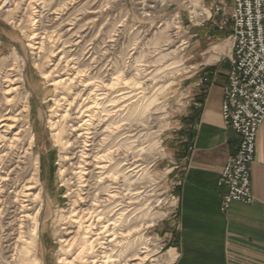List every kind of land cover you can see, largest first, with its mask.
Instances as JSON below:
<instances>
[{
  "label": "rangeland",
  "instance_id": "1",
  "mask_svg": "<svg viewBox=\"0 0 264 264\" xmlns=\"http://www.w3.org/2000/svg\"><path fill=\"white\" fill-rule=\"evenodd\" d=\"M229 8L230 0H0V83L14 68L21 79L0 115L27 101L29 136H34L27 162L22 155L27 138L22 146H0L5 180L0 181V264H65L87 240L72 246L60 242L76 231L67 217L78 194L75 171L60 174L68 168L62 158L65 141L58 134L61 122L56 125L61 107L54 103V75L43 76L60 55L105 85L117 78L124 95L125 186L106 181L90 189L105 199L104 193L112 197L123 188L122 206L97 209L115 223L113 240L100 235L94 242L98 263L84 251L73 264H100L106 258L130 264L142 251L148 254L142 264L162 263L178 237L184 158L193 148L197 112L205 104L196 94L202 89L204 97L208 90L197 84L205 76H227L229 69ZM34 172L41 198L21 206L14 192ZM140 225L141 231L124 236Z\"/></svg>",
  "mask_w": 264,
  "mask_h": 264
},
{
  "label": "bare ground",
  "instance_id": "2",
  "mask_svg": "<svg viewBox=\"0 0 264 264\" xmlns=\"http://www.w3.org/2000/svg\"><path fill=\"white\" fill-rule=\"evenodd\" d=\"M32 39L33 37L30 40ZM53 58L56 59L57 56ZM55 59L53 60V68L49 73H43V76L48 78L49 74L51 76L54 75L51 85L58 92L54 103L57 107H61L56 125L61 122L58 134L65 141L62 147V150H64L62 158L64 167L67 164L68 168L61 170L60 174L65 176L67 171H75V174L71 173V175L73 179H77L78 187L77 200L74 203L75 207L69 211V216L67 217V221L74 226L76 231H69L68 233L72 234L71 238L62 239L60 242L72 246L77 244V242L80 243L83 239H87L84 245L79 247L77 255L65 262V264H73L77 257L84 254V251L91 256L95 253L94 242L100 235L110 237L111 240L109 242L113 240L111 230H113L112 226L115 223L107 221L110 216L106 213L103 215L98 214L97 209L105 208L106 204L107 206L110 204H115L114 206L118 207L122 206L124 203L123 188L116 187L120 191L112 197L108 196L111 192L104 193L105 199L95 192H90V189L97 188L100 184L103 187L106 181H111L117 186H120L121 182V185L125 186L126 178L122 174L124 170L121 162V159H124L122 152L124 147L123 119L121 118L123 106L120 104L124 95L120 94L117 78L112 79L109 85H105L102 80L93 79L91 76L86 75L84 71L79 70L74 59H69L65 55H60L56 62ZM14 69H11L10 74L3 77V81L0 83V106L2 103L4 105L11 103L12 99L9 97L20 87L18 84L21 79L18 74H15L16 70ZM1 108L0 110H2ZM20 108L17 109L18 111L10 110L0 115V146H5L6 144L9 147L16 144L22 146L25 143V138H27L26 149L23 150L22 154L23 159L27 162L34 136H29L32 127L29 122L30 107L28 102L25 101ZM9 135L12 136L7 137ZM1 160L0 162H2ZM18 168L17 166L14 172H17ZM112 170L116 173L115 177L107 173ZM1 180L5 181L0 176ZM37 181L34 172L20 189L14 192L15 202L19 201L21 206H23V203L39 201L41 192L36 190ZM22 208L26 210V207ZM102 224L105 225L102 226L98 234H95L96 238L90 242L92 237L89 236L95 233L97 227ZM152 224L153 222H150L143 228H149ZM141 230V225L134 227L127 231L124 236L127 237ZM142 249L145 250V248ZM131 258L133 262L130 264H142L147 261L148 254L146 251H142ZM90 259L92 263H98L97 260L94 261L93 256ZM103 261L100 264H108V262L113 264L114 262L110 258L103 259Z\"/></svg>",
  "mask_w": 264,
  "mask_h": 264
},
{
  "label": "crops",
  "instance_id": "3",
  "mask_svg": "<svg viewBox=\"0 0 264 264\" xmlns=\"http://www.w3.org/2000/svg\"><path fill=\"white\" fill-rule=\"evenodd\" d=\"M232 0H230L231 6ZM206 85L199 101L196 137L184 158L178 188L177 240L160 264H264V121L258 127L251 168L253 201L232 203L222 212L226 193L217 181L238 146V136L227 130L221 117L226 74ZM191 112V111H190Z\"/></svg>",
  "mask_w": 264,
  "mask_h": 264
},
{
  "label": "built area",
  "instance_id": "4",
  "mask_svg": "<svg viewBox=\"0 0 264 264\" xmlns=\"http://www.w3.org/2000/svg\"><path fill=\"white\" fill-rule=\"evenodd\" d=\"M219 9L216 7L215 13ZM229 22L231 48L221 117L225 128L238 136V146L217 181L219 188L226 189L222 212L232 203L250 205L254 199L251 168L257 129L264 121V0H232ZM207 84L212 85L213 80L205 76L197 86Z\"/></svg>",
  "mask_w": 264,
  "mask_h": 264
}]
</instances>
